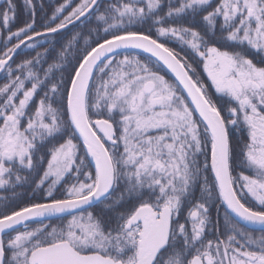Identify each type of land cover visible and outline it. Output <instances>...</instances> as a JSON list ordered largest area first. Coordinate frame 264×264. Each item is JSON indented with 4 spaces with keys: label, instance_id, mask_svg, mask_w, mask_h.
<instances>
[{
    "label": "snow or ice",
    "instance_id": "snow-or-ice-1",
    "mask_svg": "<svg viewBox=\"0 0 264 264\" xmlns=\"http://www.w3.org/2000/svg\"><path fill=\"white\" fill-rule=\"evenodd\" d=\"M0 45V264H264V0H0Z\"/></svg>",
    "mask_w": 264,
    "mask_h": 264
},
{
    "label": "trees",
    "instance_id": "trees-1",
    "mask_svg": "<svg viewBox=\"0 0 264 264\" xmlns=\"http://www.w3.org/2000/svg\"><path fill=\"white\" fill-rule=\"evenodd\" d=\"M43 2H44V8H45V12L48 14V15H50L51 14V12H52V10L59 4V3H63V0H43ZM79 3V0H72V6L74 7V6H76V4H78ZM71 9L69 8V11H70ZM24 16L23 15H21L20 17H19V19L17 20V22H16V24H14V28L13 29H15L16 27H19V26H22V23H23V20H24ZM83 43V41H81V44ZM31 55H34V53H30ZM23 55H24V53L23 52H21V55L20 56H18L17 57V59H20V58H23ZM140 59H145V56L144 55H141L140 56ZM162 75H165L166 76V78H168V79H170L171 77L168 75V74H166V73H161ZM201 76H202V78L204 79V82L206 83V84H209L210 83V81L206 78V73H201ZM5 82H6V80H5ZM236 133H232V138H233V140H235V138H236ZM211 178V177H210ZM0 195H8V193H0ZM52 223L54 224V225H59L61 222L60 221H57V220H53L52 221ZM253 235H259V231H254L253 232Z\"/></svg>",
    "mask_w": 264,
    "mask_h": 264
},
{
    "label": "flooded vegetation",
    "instance_id": "flooded-vegetation-1",
    "mask_svg": "<svg viewBox=\"0 0 264 264\" xmlns=\"http://www.w3.org/2000/svg\"><path fill=\"white\" fill-rule=\"evenodd\" d=\"M14 28V25H13ZM0 47H2V45H0ZM3 83H5V79L2 78V74H0V85H2Z\"/></svg>",
    "mask_w": 264,
    "mask_h": 264
}]
</instances>
